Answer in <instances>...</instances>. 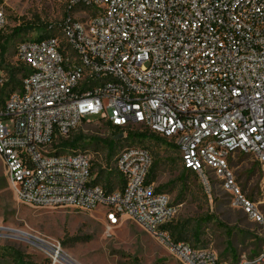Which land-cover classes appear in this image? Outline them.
I'll return each mask as SVG.
<instances>
[{
  "label": "built area",
  "instance_id": "2783aa9c",
  "mask_svg": "<svg viewBox=\"0 0 264 264\" xmlns=\"http://www.w3.org/2000/svg\"><path fill=\"white\" fill-rule=\"evenodd\" d=\"M6 23L0 9V41ZM49 29L60 36L16 45L26 71L20 89L0 100V157L16 198L101 210L108 231L128 218L182 264H264V244L229 262L176 241L166 226L180 205L148 181L147 149L114 156L125 186L106 192L94 183L93 154L60 147L82 123L110 124L123 136L150 130L176 145L211 200L220 181L264 238V215L229 166L250 155L264 175V0H71ZM6 82L0 72V92Z\"/></svg>",
  "mask_w": 264,
  "mask_h": 264
},
{
  "label": "rangeland",
  "instance_id": "374dc122",
  "mask_svg": "<svg viewBox=\"0 0 264 264\" xmlns=\"http://www.w3.org/2000/svg\"><path fill=\"white\" fill-rule=\"evenodd\" d=\"M70 1L0 0V9L7 19L0 41V72L8 75L13 68L23 66L17 61L16 45L22 40L34 39L44 26L60 23ZM19 27L33 28L14 32ZM55 34L60 36L59 32ZM17 77L21 79L19 72ZM91 119L97 120L98 116ZM80 132L86 138L78 148L93 154L95 163L112 164L113 158L110 162L106 158L105 142L113 136L110 130L99 122H92L82 123L75 130L76 134ZM124 139L125 136L118 139L116 154L134 145ZM172 145V142L167 146L154 140L144 142L156 163L154 183L157 187L164 186L161 191L180 205L174 224L190 228L211 215L212 220L202 224L200 247L212 248L221 260L229 262L236 261L234 254L237 259L243 251L257 252L264 244L260 225L235 206L234 196L216 178L212 200L204 193L195 173L191 172L183 180L180 157ZM229 166L241 193L264 215V175L258 162L250 155L238 154L231 158ZM228 241L232 242L233 250L227 249ZM0 247H8L10 253L13 249L20 251L26 264H182L156 238L128 218L108 231L101 210L41 207L20 202L8 183L1 157ZM57 247L61 249V257H57ZM0 264L16 262L5 255L0 256Z\"/></svg>",
  "mask_w": 264,
  "mask_h": 264
},
{
  "label": "trees",
  "instance_id": "16d2710c",
  "mask_svg": "<svg viewBox=\"0 0 264 264\" xmlns=\"http://www.w3.org/2000/svg\"><path fill=\"white\" fill-rule=\"evenodd\" d=\"M73 9H75V7ZM67 15H68V9L66 11L65 17H67ZM63 19H62V21H63ZM61 22L60 23H51L47 26H44V29L42 31H40L35 38L40 40V39H44V38L56 35L55 32L57 31V29L56 30L49 29V26H52V28H58L59 25L61 24ZM35 27L41 28L42 26H35ZM32 28L33 27H28V28L19 27V28H16V30H14V32H16L17 30H23V29L28 30V29H32ZM2 38H3V32L1 33V39ZM3 49H5V48L3 47ZM25 71H26V68L24 66L15 67L10 71V73L7 75V82L2 87L1 92H0V100L1 101L4 100V98L8 92L20 89L21 83H22L21 80H22L23 75L25 74ZM18 72L21 74V79H19L17 77ZM7 89H8V91H7ZM103 125L106 126L110 130L111 134L113 135L110 139L105 140L106 146L108 148L106 158L110 162V160L112 158H114V156L116 154L115 148L119 142L118 139H116L114 137L119 135L120 133L123 134L124 130L119 128V127L111 126L110 124H103ZM74 133H75V131L72 132L71 136L68 139L63 140L60 143V147L77 149L79 146H81L82 141H84L86 138L85 135L81 132L77 133V134L76 133L74 134ZM124 140H128L131 144L132 143L134 144V145H130V146H140V147L147 149L148 151H149L148 147L144 146V142L148 141V140H154V141L159 142V143H164L167 146L170 145V142H168L163 137L156 135L155 133L151 132L150 130L127 131ZM135 143H138V145ZM172 146L174 148H176V151H178L175 144H173ZM110 165H108L106 163V165L104 166L102 163H97V162L95 163L94 162V164L92 166L93 174H94V171L96 169L94 183L100 184L106 192H112L116 188L123 189L125 186L124 178L120 175V173L116 169L111 168ZM155 168H156V163H154V160H153L152 168H151V171H150V174L148 177L149 182H154L153 175H154V169ZM190 174H191V171L189 169H186L183 167V169L181 171V178L183 180H185L188 177V175H190ZM116 184H117V187H115ZM162 187H164V186L157 187V190L159 192H162L161 191ZM211 220H212L211 215L206 216V217L202 218L201 220H198L196 222V225L194 227L192 226L190 228H188L184 224H181V225H179L178 223L174 224V222H175V220H174L172 223H170L166 226V229H168L171 232V235L174 237V239L176 241H183L186 243L190 242L191 244L190 243H188V244L191 245L192 247H200L199 244L202 242L201 238L203 235L202 224H203V222H209ZM227 234L229 237H231L230 231H228ZM227 244H228L227 249L233 250L232 242L228 241ZM5 255L11 256L13 258V260L16 262V264H26L24 259H23L22 253L18 250L13 249L12 253H10V249L8 247H0V256H5ZM234 258L236 260L235 254H234Z\"/></svg>",
  "mask_w": 264,
  "mask_h": 264
},
{
  "label": "water",
  "instance_id": "95a60500",
  "mask_svg": "<svg viewBox=\"0 0 264 264\" xmlns=\"http://www.w3.org/2000/svg\"><path fill=\"white\" fill-rule=\"evenodd\" d=\"M123 137V134L122 133H120L119 135H117L115 138L116 139H121Z\"/></svg>",
  "mask_w": 264,
  "mask_h": 264
},
{
  "label": "bare ground",
  "instance_id": "6f19581e",
  "mask_svg": "<svg viewBox=\"0 0 264 264\" xmlns=\"http://www.w3.org/2000/svg\"><path fill=\"white\" fill-rule=\"evenodd\" d=\"M58 254H59V253H58ZM59 256L61 257L62 255L59 254L57 257H59Z\"/></svg>",
  "mask_w": 264,
  "mask_h": 264
}]
</instances>
